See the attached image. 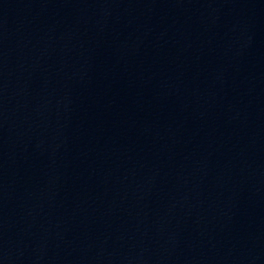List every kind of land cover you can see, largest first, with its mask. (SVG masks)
I'll use <instances>...</instances> for the list:
<instances>
[{
  "label": "water",
  "instance_id": "obj_1",
  "mask_svg": "<svg viewBox=\"0 0 264 264\" xmlns=\"http://www.w3.org/2000/svg\"><path fill=\"white\" fill-rule=\"evenodd\" d=\"M0 264H264V0H0Z\"/></svg>",
  "mask_w": 264,
  "mask_h": 264
}]
</instances>
